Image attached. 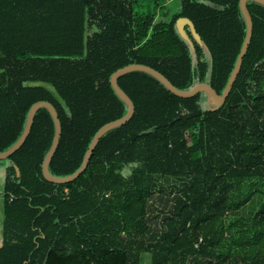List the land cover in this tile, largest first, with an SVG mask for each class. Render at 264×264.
<instances>
[{"label":"trees","instance_id":"16d2710c","mask_svg":"<svg viewBox=\"0 0 264 264\" xmlns=\"http://www.w3.org/2000/svg\"><path fill=\"white\" fill-rule=\"evenodd\" d=\"M240 1L0 0V152L48 101L62 125L50 172H77L97 132L128 112L111 77L130 64L221 95L246 38ZM247 7L253 36L226 102L209 109L205 93L182 98L147 73L123 75L135 113L72 182L44 177L55 123L38 110L23 146L0 160V264H142L144 254L264 264V5ZM182 17L204 44L194 51ZM161 180L180 183L158 190Z\"/></svg>","mask_w":264,"mask_h":264},{"label":"water","instance_id":"95a60500","mask_svg":"<svg viewBox=\"0 0 264 264\" xmlns=\"http://www.w3.org/2000/svg\"><path fill=\"white\" fill-rule=\"evenodd\" d=\"M249 0H241L240 1V9L241 12L245 18L246 24H247V33H246V38L243 44V47L241 49V52L239 54L237 63L235 65V68L231 74V77L228 81V84L225 88V90L223 91V93L221 95H218L217 92L213 89V87L208 84V83H198L196 84L193 88L189 89V90H181L179 88H177L166 76H164L162 73H160L159 71H157L156 69L147 66V65H143V64H138V63H134V64H130L127 65L123 68H121L120 70H118L117 72H115L112 77H111V84L113 86V89L115 90L116 94L119 96L120 99H122L127 105H128V112L127 114L115 121L109 122L107 124H105L95 135L87 153L85 156V160L83 165L81 166V168L75 172L74 174L70 175V176H66V177H57L51 174L50 169H49V165L56 153V150L59 146L60 143V139H61V135H62V125L59 119V115L58 112L56 110V108L53 106V104H51L48 101H40L37 102L36 104H34L29 112L28 115V119H27V123H26V127L24 129V132L22 134V136L20 137V139L8 150L4 151V152H0V160H5L7 158H9L11 155H13L15 152H17L22 146L23 144L26 142L32 126H33V122L35 119V116L38 112L39 109L41 108H46L47 110H49V112L51 113L53 119H54V123H55V136H54V140H53V144L52 147L50 149V151L48 152L44 163H43V174L45 179H47L50 182L53 183H67V182H72L74 180H76L88 167L90 158L98 144V142L100 141V139L109 131H111L112 129H115L117 127H120L124 124H126L134 115L135 113V105L133 103V101L131 100V98L126 94V92L120 87L118 80L120 77H122L125 74L131 73V72H135V71H140V72H144L147 73L153 77H155L158 81H160L171 93H173L176 96L182 97V98H190L195 96L198 93H205L207 95V101H210L214 107L213 109H217L218 107L222 106L231 90L232 87L241 71L242 65H243V59L244 56L247 52V49L249 47V44L251 42L252 36H253V21H252V17L251 14L249 12V9L247 7V2ZM262 5H264V0H254ZM189 28L190 34L188 33L186 28ZM177 28L179 31V34L181 35V37L190 45L192 51L195 50V45H194V41H196L197 43L204 45L201 39V36L198 34L194 23L186 17H182L177 21Z\"/></svg>","mask_w":264,"mask_h":264},{"label":"rangeland","instance_id":"374dc122","mask_svg":"<svg viewBox=\"0 0 264 264\" xmlns=\"http://www.w3.org/2000/svg\"><path fill=\"white\" fill-rule=\"evenodd\" d=\"M202 105L207 107V108H209V109L214 107V105L210 101H207V95L206 94L202 95ZM178 183H180V182H176L175 180H170L169 182L161 180V181L158 182V185H157L156 189L159 190L160 187H162V185H167L170 189H175L177 187ZM175 184H177V185L175 186ZM161 219H162V217L160 216L158 221H161ZM0 220H1V218H0ZM158 221H153L152 224L155 225V223L158 222ZM142 264H152L151 263V255L150 254H144L143 255Z\"/></svg>","mask_w":264,"mask_h":264},{"label":"crops","instance_id":"0c3cea01","mask_svg":"<svg viewBox=\"0 0 264 264\" xmlns=\"http://www.w3.org/2000/svg\"><path fill=\"white\" fill-rule=\"evenodd\" d=\"M1 221H2V218H1V220H0V224H1ZM1 225H2V224H1ZM1 225H0V226H1Z\"/></svg>","mask_w":264,"mask_h":264}]
</instances>
